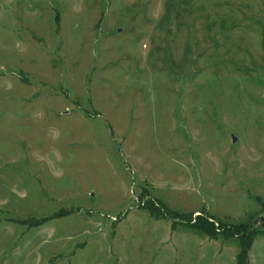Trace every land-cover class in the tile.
Here are the masks:
<instances>
[{
    "label": "rangeland",
    "instance_id": "obj_1",
    "mask_svg": "<svg viewBox=\"0 0 264 264\" xmlns=\"http://www.w3.org/2000/svg\"><path fill=\"white\" fill-rule=\"evenodd\" d=\"M261 214L264 0H0V264H264Z\"/></svg>",
    "mask_w": 264,
    "mask_h": 264
},
{
    "label": "trees",
    "instance_id": "obj_2",
    "mask_svg": "<svg viewBox=\"0 0 264 264\" xmlns=\"http://www.w3.org/2000/svg\"><path fill=\"white\" fill-rule=\"evenodd\" d=\"M201 222H203V223L198 224L199 226L196 227L197 230H198L199 232H202V233L208 235V236H211V234L213 233L212 225L209 224V223H208V225H207V222H204V221H201ZM206 226H207V227H206ZM239 233L242 234L241 231H240ZM252 233H253V232H251L250 234H252ZM250 237H251V235H249V236H247V237L244 236V237H242L241 240H242V241H246V240H249ZM243 246H244V244H243Z\"/></svg>",
    "mask_w": 264,
    "mask_h": 264
},
{
    "label": "water",
    "instance_id": "obj_3",
    "mask_svg": "<svg viewBox=\"0 0 264 264\" xmlns=\"http://www.w3.org/2000/svg\"><path fill=\"white\" fill-rule=\"evenodd\" d=\"M236 138H233V142H235ZM253 227L252 231L259 230V232H264V214L259 215L252 222Z\"/></svg>",
    "mask_w": 264,
    "mask_h": 264
}]
</instances>
